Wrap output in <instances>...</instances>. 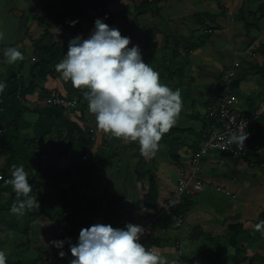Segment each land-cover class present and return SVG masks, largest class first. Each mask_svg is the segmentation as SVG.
Segmentation results:
<instances>
[{"label":"crops","instance_id":"obj_1","mask_svg":"<svg viewBox=\"0 0 264 264\" xmlns=\"http://www.w3.org/2000/svg\"><path fill=\"white\" fill-rule=\"evenodd\" d=\"M47 1L44 4L38 0H0V31L4 33L0 50L15 46L25 55V60L15 64H4L0 57V81L6 84L4 91L7 101L2 112L1 127L4 130L0 137L8 152L0 157V171L2 167L7 168L10 177L11 166L22 164L33 188L31 195L37 197L40 204L38 210L29 211L24 216L15 215L10 208L17 197L10 185H0V249L7 253V264H70L73 258L68 246L65 244L63 251L66 255L60 258L57 254L59 250L52 247L50 242L58 239L56 233L60 227L65 229L63 235L70 232L68 236L74 237L70 219L81 215L80 207L88 219L83 227L99 222L113 223V227L122 228L129 223L124 216H131L129 212L138 211L132 215L131 223L152 221L155 232L150 245L169 261L176 260L177 264H188L190 261H194V264H264V234L255 227L264 220V121L259 124L256 136L257 143L263 149L262 162L250 165L248 160L234 159L223 152L207 155L202 162L201 176L208 183L218 186L224 185L219 180L227 181L233 188H225L235 195L234 198L219 194L215 187L206 188L190 200L192 205L184 213L182 225L177 227L176 222L163 215L161 210L178 184V171L171 164L158 161L160 196L157 210L151 212L143 209L149 175L142 169L136 173L135 170L139 168L140 162L146 164L157 160V155L163 160L161 150L154 157L144 156L140 153L138 143H124L97 130L95 116L89 113L86 99L76 112L45 100V96L52 93L67 98L83 95V90L74 88L70 81H64L55 70V65L68 50V42L60 37V31L56 29H65L66 21L74 18L80 21V27L74 26L75 32L86 39L94 28L91 19L96 15L92 0H69L70 5L84 3L85 8L78 16L74 15L78 11H70V15L66 12L64 15L59 14L68 0L61 9L54 4L55 0ZM224 1L229 4V8H224L219 0H163L157 6L142 8L138 13L141 19L137 26H123L121 20L112 18L106 23L118 28L122 36L131 38L128 47L139 46L144 62L160 73L161 80L165 74L184 67L190 60L194 65L192 70H197L198 75L202 73L206 76L208 73L201 67L216 71L218 78L205 86V89L213 90L221 81V70H232L243 80L237 88L242 102L240 107L249 110L264 101V77L260 74L264 71V65L261 66L255 59L258 53L255 48L261 46L260 40L264 43V15L259 11L260 4H254V0ZM98 2L109 8L113 18L114 12L121 8L120 0ZM260 6L264 7V0ZM74 9H79V6H74ZM251 13L256 15L251 16ZM195 15H202V18L199 17L200 22ZM238 17L246 19L248 23L241 22ZM226 18L242 25L221 29V20ZM258 18H261L258 25L262 29V38L252 41L254 27L245 26L253 20L258 23ZM188 19L192 21L186 23ZM59 20L63 22L61 27L57 24ZM189 23L192 25L191 31H198L199 34L183 39L187 34L184 25ZM170 24L175 28L174 31L168 30ZM145 28L157 29V34L154 32L155 35L151 33L146 37L150 43V53L141 46ZM167 31L165 35L162 33ZM175 31H178L177 34ZM200 38L207 40L204 46L206 51L202 54L195 53L197 49L187 52L192 42H198ZM52 46L55 47L50 48ZM45 64L51 65L55 71L50 72L47 67L43 70ZM259 81H263V84H258ZM20 115L16 130L13 122ZM194 127L197 129V126ZM99 138H103L107 147L100 148L91 157L89 163L93 170L89 174L88 170H82L85 161L81 153L84 149L99 148V145H94ZM166 141L167 145L173 142L163 136L159 143ZM192 151L187 157L184 156L186 151H183L181 158L184 167ZM33 153H39L43 161L37 160ZM18 158L25 160L19 161ZM214 163L226 166V172L217 175ZM47 166L51 168L43 177ZM69 167L71 172L64 175V170ZM128 172H132L133 180L126 184L120 183V177ZM136 178L142 179L139 184L135 183ZM240 194L244 199L239 198ZM116 202L121 207L126 204L129 210L118 209ZM65 212L69 214L64 216ZM117 214L121 216L117 217ZM27 225L31 227L28 236L30 242L23 234ZM196 225H200V230ZM235 225L244 228L239 236L232 229ZM63 235L60 238L63 239ZM185 237H189L192 244L198 241L200 245L190 250L184 244ZM202 238L205 240L199 241ZM76 239L74 237L72 241ZM177 241L182 247L181 256L177 253ZM27 246H30L28 250ZM202 247L205 249L201 250ZM33 250L41 253L36 255L35 260L28 254ZM192 251L198 255L192 256ZM47 252L50 253L49 261H39ZM204 257H209L208 262L203 261Z\"/></svg>","mask_w":264,"mask_h":264},{"label":"clouds","instance_id":"obj_2","mask_svg":"<svg viewBox=\"0 0 264 264\" xmlns=\"http://www.w3.org/2000/svg\"><path fill=\"white\" fill-rule=\"evenodd\" d=\"M219 2L226 8L224 0H219ZM66 18L68 17L66 16ZM106 19L107 16L95 19L94 28L86 39L82 34L70 39L67 52L60 62L55 65V70L60 73L61 78L66 82L70 81L74 88L83 90V95L78 98H67L52 93L47 94L45 100L50 104L58 105L49 102L50 97L64 98L74 103L73 106L66 108L71 112H76L77 109L83 106L86 99L89 113L95 116L97 130L108 135L109 138L120 139L124 143H138L142 155L154 157L160 149L159 142L162 137L177 123L182 111L183 100L180 90H174L162 83L160 73L149 63L144 62L139 46L132 45L128 47L131 44V38L122 36L118 28L110 27L105 23ZM68 23L74 27L78 20H72ZM56 31L58 32L59 29H56ZM3 39L4 33L0 31V41ZM2 51L3 57L1 56V50L0 57L3 59L4 64L6 62L15 64L17 61L25 60L24 53L18 47L10 46ZM227 71L232 70L228 69ZM224 78L225 75L221 77L219 89H223ZM5 88L6 84L0 81V136L4 130L1 127L2 112L7 106ZM238 97L240 103L235 107L241 111V97L240 95ZM6 126H8V123ZM247 137L248 133L245 134L240 130L232 131L224 140L222 147L227 149L230 145L235 144L243 148ZM95 143L94 145H99V148L93 147L82 155V159L85 161L82 170H88L89 174L93 170L89 160L100 148L107 147L103 142V138L97 139ZM191 151L193 153L196 150L190 148L189 154ZM171 155L183 157V154ZM191 155L184 168H181L183 167L181 165L172 163L178 171V184L183 175L189 176L193 173ZM204 158L200 163V170L197 175L208 183L200 174ZM260 162H262L261 159L258 160V163ZM0 179L2 178L0 177ZM28 180V173L22 164L12 165L10 177L4 180L6 185L11 186L17 197V200L11 205L10 211L18 216H24L27 212L38 210L40 207L37 197L31 195L33 188ZM208 184L210 186L205 187L203 190L218 186ZM177 186L172 191L168 201L173 197ZM203 190L198 191L194 196L183 194L184 197L180 205L192 200ZM168 201L163 206L161 213L174 220L164 211ZM143 209L147 210L145 206H143ZM137 212L133 211L134 214ZM68 214L69 212H65L64 216ZM145 223H127L120 228L98 222L88 227H82L75 242L72 241L71 237H65L52 240L50 243L52 247L59 250L57 254L60 258L65 257L66 253L63 249L65 244L68 245V251L73 258L70 260V264H177L176 260L169 261L166 256L161 255L159 250L160 253L152 251L140 243L141 236L146 232V229L142 226ZM255 227L257 231L264 234V220L260 221ZM150 241L148 242L149 245ZM176 249L180 256L183 255L181 244L176 243ZM7 260V253L0 249V264H7Z\"/></svg>","mask_w":264,"mask_h":264},{"label":"rangeland","instance_id":"obj_3","mask_svg":"<svg viewBox=\"0 0 264 264\" xmlns=\"http://www.w3.org/2000/svg\"><path fill=\"white\" fill-rule=\"evenodd\" d=\"M55 1H56V5L58 6L59 9H61L64 6V4L66 3V0H55ZM71 1H73V0H71ZM122 1H124V2H122ZM122 1L120 0L121 8H119V10L117 12H114V18L111 16V11H108L109 14H103L102 15L96 10L95 11L96 15H94V17L91 19L93 24H94L95 19L104 18L105 16H107V19L105 20V23L107 21H109V18H112V19L121 20V24L123 26H129V27L137 26L139 24V22H140V19H141L140 15L138 14L139 11H140L141 6L137 5V4H127V3H125L126 0H122ZM147 4H149V3H144L142 5L144 6V5H147ZM68 5H70L69 0L67 1V5L64 6V7H67ZM224 5H225L226 8H229L228 7L229 6L228 3H224ZM84 8H85V6H84V3H83L82 4V11L84 10ZM111 8L114 9V7H112V6H111ZM50 12L52 13V11H50ZM59 14H61V15L65 14L64 8H63L62 11L59 12ZM66 14H69V13H66ZM79 14H80V12H76L74 15L78 16ZM67 17L69 18V16H67ZM195 18H196V20L198 22H200V18L199 17L195 16ZM72 20H75V19L74 18H70L69 20L66 21L67 23H65V24H67V25L65 26V29H62V28L59 29L60 37L62 39H64V40H66V42H69L70 39H72L73 37H75L76 35L79 34V33L75 32V28L73 26L69 25L68 22L72 21ZM191 21L192 20L188 19V21L186 23L191 22ZM57 24L59 25V27H61L63 22L61 20H59V21H57ZM197 25L199 26V24H197ZM239 25H242V24L238 23L237 21H232V19H230V18H226L225 20H221V26H222L221 29H224V28L228 29L230 27L239 26ZM75 26L76 27H80V21H78V23H76ZM184 29L186 30L187 34L183 37V39H189L192 36L196 37L199 34L198 31H191L192 30L191 23L184 25ZM145 30H146V32L142 33L143 42L141 43V46H142L144 51H147V53H150L151 51L148 48V45L150 43H149V40L146 39V37L149 34H151V33L154 34V32H155V34H157V32H156L157 29L145 28ZM168 30L174 31L175 28L170 24V27H169ZM168 32L169 31L162 32V33L165 35V33H168ZM177 32L178 31H175L176 34H177ZM58 35H59V33H58ZM177 36L179 37V35H177ZM204 46H206V45H204ZM204 46L198 48L197 50H195V53H197V54L204 53L206 51ZM156 53L158 54L157 51H156ZM255 59L258 61V63L261 66H262V64L264 65V59H263V57L261 56L260 53L256 54ZM180 68H182V67H180ZM201 68L207 70L208 73H206V76L203 75L202 73H200L198 75L197 74V72H198L197 70H192L191 75L193 76L194 81H192L191 84L188 81H186L183 84H181V86H179L177 88H174V90L175 89H179L180 90L182 98H183L184 95H187V96H186V99L183 100L184 103H183L182 111H181L180 116H179V118L177 120V123L173 127H179V126L194 127V125H195V126H197V130H199L201 128V124L199 122H200V119L203 118V114H204V116H206L205 115L206 109H205L204 105H201L200 100L202 99V101H205L206 97H207L206 95L209 92V89L208 88L205 89V86L212 84L213 80L218 78V74L216 73L215 70H213L211 68H203V67H201ZM228 68H230V66ZM178 70H180V69H177L174 72H177ZM208 81H209V83H207ZM162 83H164V84H166V85H168L170 87L168 82L163 81ZM258 84H263V81H259ZM174 87H175V84H174ZM188 93H189V95H188ZM195 100L197 101L196 103H195ZM261 104H259V105H261ZM194 105H195L196 108H193ZM184 111H186V112H184ZM164 136H167V135H164ZM187 139L190 140V141L195 140L193 138V135H191V134L189 135V137H187ZM127 149H129V148H127ZM189 149L190 148H188L187 146L181 145V144H179V143H177L175 141H173L172 144L168 143V145H167V141H166V143H161L160 144V149L158 150V152L161 150L160 152L163 153V155H164L163 156V160H162L160 155L156 154L157 155L156 156L157 160H152V161H150V162H148L146 164L148 165V167L151 169V171L156 175L157 179L159 180V178L157 176V174H158L157 170H159V164H157L158 161H160L161 163L163 162L164 164H171V166L173 167V165L171 163V160L169 159L170 155L171 154H183V151H186V154L184 155V156H186L187 154H189ZM216 153H219V152L213 150L208 155L211 156L212 154H216ZM33 155L37 156L36 153H33ZM36 159L38 160V156L36 157ZM18 160L19 161H24L25 158H18ZM29 160H31V159H29ZM54 160H55V158H54ZM214 167L216 169L217 175H221L222 172H226V166H222L221 164L217 165V163H214ZM139 169L140 168H137V170H135V173ZM5 170L7 171V168H5ZM130 177L132 178V172H128L126 174H123L120 177L119 181H120V183L126 184L130 180H133V178L130 179ZM220 178H222V177H220ZM134 180H135L136 184H139V180H142V179H137L136 178ZM219 182L221 184H224V185H221L223 187L228 186L229 187L228 189H230V190H231V188H233V186L230 183H228L227 181H225V180H219ZM3 185H6V184L3 183ZM127 193H128V191H127ZM262 193H264V190H262ZM231 195H232V193H231ZM223 196H225V195H223ZM225 197H227V196H225ZM239 198L240 199H244V196L240 194ZM221 199L226 200L227 198H221ZM116 207L118 209L123 208L124 211L125 210L126 211L129 210V208H127L126 204H123V206L121 207L118 202H116ZM79 209L81 211V215L78 216V217H72L70 219V221L72 222V229H73V232H74V237H78L79 231L83 227V224L88 222V219L82 213L83 212L82 208L80 207ZM119 216H121V215L117 214V217H119ZM65 219H67L69 221V218L65 217ZM110 224L113 226V223H110ZM30 230H31V227L29 225L25 226L24 229H23L24 235L26 236V234L28 232V234H29L28 236H30ZM56 236H57L58 239H62V238H60L62 236H58L57 233H56ZM64 236L65 235H63V238H64ZM73 238H72V240H73ZM204 240H205V238H202L199 241H204ZM183 241H184V244H186V246L190 250H193V249L197 248L198 245H200V242H198V241L194 242V244H192L189 241V237H185ZM30 246H27L26 250H28L30 248ZM66 246H68V245L66 244ZM28 254L31 255L32 258H34L33 260H35L36 255L37 254L40 255L41 253L39 251L33 250L30 253H28ZM46 254H47V258H44V256H42L39 261L48 262L50 253L47 252ZM190 254H192V256H197L198 255V253L196 251H192ZM208 260H209V257H206V258L204 257L203 261H207L208 262Z\"/></svg>","mask_w":264,"mask_h":264},{"label":"built area","instance_id":"obj_4","mask_svg":"<svg viewBox=\"0 0 264 264\" xmlns=\"http://www.w3.org/2000/svg\"><path fill=\"white\" fill-rule=\"evenodd\" d=\"M235 73L233 71H227L223 80V93L215 98V104L212 107V114H219L218 124L211 127V131L205 135L200 148L192 153L193 173L189 176L183 175L179 181V184L175 190L173 197L170 198L168 204L165 206V213L172 217L176 222V226L180 227L183 223V216L175 212V208L180 205L184 195L194 196L198 191L203 190L210 185L206 183L197 174L200 170V163L202 159L207 156L211 151L225 152L230 154L234 158L247 159L250 165L258 163L263 153L262 148L256 143V136L258 135V124L264 121V101L261 105L249 110H237L236 105L240 103L239 93L236 88L233 87V80ZM49 102L54 104L63 105L65 107L73 106L74 103L58 96L50 97ZM240 130L245 134L248 133V137L244 142L243 148L233 144L227 149L222 147L224 140L232 132ZM1 177V174H0ZM219 194L227 197H235L231 195L230 191L222 186L215 187ZM146 232L141 236L140 243L146 248H150L152 251H157L148 242L151 240L154 234V225L152 222H147L142 225ZM65 233L63 228L57 231L58 236H62ZM160 253V252H159ZM179 253H181L179 251ZM47 258V255L45 256Z\"/></svg>","mask_w":264,"mask_h":264},{"label":"trees","instance_id":"obj_5","mask_svg":"<svg viewBox=\"0 0 264 264\" xmlns=\"http://www.w3.org/2000/svg\"><path fill=\"white\" fill-rule=\"evenodd\" d=\"M92 1H93V6L96 8V10L100 14H102V15L103 14H109V12H108L109 8L108 7H106L104 5H100L98 0H92ZM162 1L163 0H126L127 3H133V4L140 5L141 6L140 10L142 8L147 9V8L153 7L155 5L157 6V4L161 3ZM47 2L48 1L44 2V4H47ZM144 3H149V4L143 6L142 4H144ZM54 4L56 5V2H54ZM82 4L83 3H81V2H77L75 4L68 5L67 7H64V11L66 13H69L70 11H74V12L78 11L81 13L82 12ZM254 4H260L261 5L262 0H254ZM260 5L258 7L259 11H261L262 15H264V7L262 8ZM74 6H76V7L79 6V9L75 10ZM45 7H48V6H45ZM112 15L113 14H111V16ZM253 15L255 16L256 14L251 13V16H253ZM195 16H197V15H195ZM198 17L202 18V15H198ZM238 18L240 19L241 22L246 23V24L248 23V22H246V19L240 18V17H238ZM258 21H261V18H258L257 22ZM258 24H259V22L254 23V20H253L252 23H249L247 26L244 25L245 27H248V28L254 27V31L252 32V36H253L252 41H254L255 39L262 38V29H261V26ZM206 44H207V40H205L204 38H200L198 42H192V44L189 46L187 52L191 51L192 49H198L200 47H203ZM260 45L261 46L256 47L257 49L255 48V50L258 53L261 52V54L264 56V43L262 44L261 40H260ZM6 47H10V46H6ZM6 47H4V48H6ZM54 47L55 46H52L50 48H54ZM1 56L3 57V51H1ZM193 66L194 65L189 60L185 64L184 67H182V68L178 67L177 69H180V70H178L177 72L165 74L163 76L164 79L161 81L162 82L163 81L168 82L170 85V88H172V89L181 86V84H183L185 81H188L191 84V82L194 81V78L191 76ZM46 67L50 69V72L55 71L54 69H52L53 67L51 65L49 66L47 64H45L43 66V70ZM176 70H174V71H176ZM220 74L222 77V76L226 75V71L221 70ZM260 74H261V77H264V71L263 70ZM241 82H243L242 78L236 76L233 80V87L238 88L239 84ZM174 84H175V87H174ZM219 85H220V81L217 83L216 86L213 87V90L208 88L209 92L206 95L207 96L206 100L205 101H202V99L200 100L201 105H204L205 109H206V113H205L206 116H204V114H203L204 120L201 121V123H200L201 128L199 130H197L195 127H189V126H187V127H183V126L173 127L170 129V131L168 133L165 134V135H167L166 138H169V140L171 139V140L176 141V142L183 144L185 146H189L190 148H192L194 150H197L199 148V146L201 145L204 136L206 134H208L211 127L218 124V118L220 115L219 114H217V115L212 114V107L215 104V98L223 93V89H219ZM189 93H188V95H189ZM186 96L187 95H184L182 100H185ZM196 102L197 101L195 100V103ZM261 102H263V100ZM193 108H196L195 105L193 106ZM20 120H21V116L13 123V125L16 129H18V125H19ZM2 126H3V124H2ZM190 134L193 135V138L195 140L190 141L187 139V137H189ZM90 149L91 148H89L88 150H90ZM88 150H86V149L82 150L81 156L83 154H85ZM5 153L7 154L8 152H7L4 141L0 137V157L4 156ZM37 156H38V160L40 162L43 161V159L40 157L41 155L39 153L37 154ZM170 160L174 164L183 166L181 168H184V166H185V164L183 165L182 158L179 155H170ZM50 168H51L50 166L46 167L47 170L42 173L43 177H45L49 173ZM139 168L142 169L146 174L149 175V177H148L149 187H148L147 192L144 194V206L146 207V209L148 211L154 212L157 210V204H158V200H159V196H160L159 190H158V179H157L156 175L148 167L147 164L140 162ZM1 169H2L1 170L2 172L0 174H1L2 179H0V184H3L4 180L9 177V174H8V171H6L4 167H2ZM64 171H65L64 175H68L71 172V167L67 168ZM60 177H61V175H60ZM37 193H38V195H40L39 191ZM41 195H43L42 192H41ZM115 196L117 197L118 194H115ZM191 205H192V203L190 202V200H188L183 205H180L175 210V212L177 214H181L184 217L185 216L184 213H186L190 209ZM129 213L131 214V216L125 215L124 218L129 220V223H131V221H133L132 215L134 213H133V211H131ZM199 226L200 225H196V228L198 230H200ZM65 228L68 229V226H66ZM232 229H233L236 236H239L244 231V228L242 226L240 227V225H235L234 227H232ZM23 234H24V232H23ZM69 234H70V232L68 233V235ZM28 235L29 234L27 232L26 239L28 240V242H30V240L28 239ZM68 235H65L64 238L69 237ZM176 243L180 244L179 241H177ZM204 249H205L204 247L201 248V250H204ZM188 264H194V261H190Z\"/></svg>","mask_w":264,"mask_h":264},{"label":"water","instance_id":"obj_6","mask_svg":"<svg viewBox=\"0 0 264 264\" xmlns=\"http://www.w3.org/2000/svg\"><path fill=\"white\" fill-rule=\"evenodd\" d=\"M39 1H45V0H39Z\"/></svg>","mask_w":264,"mask_h":264}]
</instances>
